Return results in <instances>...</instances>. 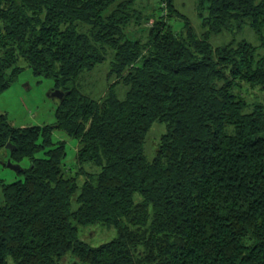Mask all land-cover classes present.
I'll use <instances>...</instances> for the list:
<instances>
[{"label":"trees","instance_id":"obj_1","mask_svg":"<svg viewBox=\"0 0 264 264\" xmlns=\"http://www.w3.org/2000/svg\"><path fill=\"white\" fill-rule=\"evenodd\" d=\"M134 1L0 0V95L24 69L68 92L51 124L0 112V152L23 169L0 179V264H264V101L239 92L264 91V0H198L200 36L175 0ZM243 25L258 45L209 43ZM108 59L103 96L79 91ZM55 130L78 141L70 168ZM91 225L115 236L89 245Z\"/></svg>","mask_w":264,"mask_h":264},{"label":"rangeland","instance_id":"obj_2","mask_svg":"<svg viewBox=\"0 0 264 264\" xmlns=\"http://www.w3.org/2000/svg\"><path fill=\"white\" fill-rule=\"evenodd\" d=\"M176 8L190 22L194 32L200 36L204 31L202 21L199 16L198 0H175ZM155 4V0H135L134 8L139 10H148L151 5ZM205 14V13H204ZM152 20L149 22L150 26ZM174 27L179 30L182 23L175 22ZM130 30H136L133 25H129ZM245 40L254 45H258L259 39L254 31L247 25H243L237 32L222 31L219 34H211L209 43L213 47L222 46L229 42H237ZM109 60L95 66L92 70L83 72V74L75 81L76 88L82 93L92 97L100 98L110 85L111 80L108 78ZM53 81L42 77H34L30 70L24 69L11 86L0 95V112L6 114L8 121L15 127H29L33 125H46L54 121V110L57 106L58 99L49 96L53 90ZM124 88L117 87V94L122 97ZM240 95L247 99L248 103L259 100L264 101V91L257 88L251 89L247 85L242 84L239 88ZM165 128L163 124L156 123L152 125L146 135L144 144V154L148 160H152L155 156L159 139ZM64 141L66 143V157L64 159L65 166L68 168L74 166L75 153L78 147V141L68 137L63 131L55 130L53 133V141ZM5 149L0 152V160L6 162V155L9 151ZM26 164V163H25ZM22 167V166H21ZM75 168L72 169L74 173ZM72 173V174H73ZM18 173L11 170L7 166L0 164V179L3 183L15 181ZM2 192L0 186V202ZM115 236L113 227L101 225L83 226L78 228V237L89 245H99L111 240ZM74 261L72 255H66L59 264H69Z\"/></svg>","mask_w":264,"mask_h":264},{"label":"water","instance_id":"obj_3","mask_svg":"<svg viewBox=\"0 0 264 264\" xmlns=\"http://www.w3.org/2000/svg\"><path fill=\"white\" fill-rule=\"evenodd\" d=\"M67 94L68 92H65L61 89H53L51 90L49 96L51 98L58 99V101H62ZM5 149L9 150V152H12L14 146H12L10 143H7ZM0 164L7 166L8 168H10L11 170L17 173H20L23 170L20 164L12 163L10 159H7L6 162L0 160Z\"/></svg>","mask_w":264,"mask_h":264}]
</instances>
